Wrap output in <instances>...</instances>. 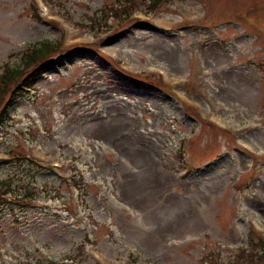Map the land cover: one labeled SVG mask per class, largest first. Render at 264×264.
<instances>
[{"label":"rangeland","instance_id":"374dc122","mask_svg":"<svg viewBox=\"0 0 264 264\" xmlns=\"http://www.w3.org/2000/svg\"><path fill=\"white\" fill-rule=\"evenodd\" d=\"M118 1L44 0L50 16L91 33ZM34 2L0 0V75L63 37L32 18ZM161 10L142 5L148 20L122 21L101 42L75 30L69 44L99 51L61 54L0 125L2 190L38 191L0 206V264H99L92 250L105 264H203L210 252L228 264L253 223L264 231V0H170ZM151 66L187 79L180 89L228 129L198 120ZM11 150L27 158L6 161ZM35 151L75 175L74 194L49 163L30 164Z\"/></svg>","mask_w":264,"mask_h":264},{"label":"trees","instance_id":"16d2710c","mask_svg":"<svg viewBox=\"0 0 264 264\" xmlns=\"http://www.w3.org/2000/svg\"><path fill=\"white\" fill-rule=\"evenodd\" d=\"M136 0H127L129 4V9L131 6H135ZM162 0H151V7L155 9L157 5H159ZM105 8L101 10L100 16L96 17L93 20L94 26L92 30L97 31L95 33L103 32L108 27L107 15L108 13H113L115 16H124L125 19L129 17L130 11L127 12L125 9H114ZM32 18L36 21H40V17L38 14V10L35 6H32L31 9ZM90 29V26H89ZM69 49H62V43H53L48 40L42 41L39 44L30 48V50L26 51L22 56L21 64L18 67H6L3 74L0 75V108L4 106V116L7 115V111L9 108L13 107L18 97H24L26 92V87L31 88V81L33 78L41 75L42 73H46L50 69V64L52 62H48L53 58V56L58 55L60 52H67ZM31 72L30 76L23 78V76ZM117 73H121L117 71ZM159 87H163L161 80H159ZM8 94H10V100L6 101ZM2 110V111H3ZM4 184L0 186V206L2 203L10 204V201L5 199L3 196L6 194L5 190L2 188ZM37 192L34 188L25 189V193L21 196L23 200H32L36 197ZM4 204V205H5ZM250 250L242 249L239 255L231 264H258V262L264 261V239L260 238L255 240L254 238L250 239Z\"/></svg>","mask_w":264,"mask_h":264}]
</instances>
